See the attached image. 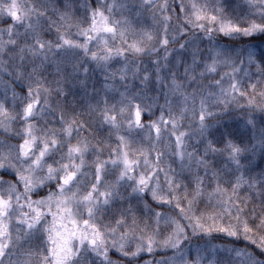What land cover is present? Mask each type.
Masks as SVG:
<instances>
[{"label":"snow or ice","instance_id":"6c2138e0","mask_svg":"<svg viewBox=\"0 0 264 264\" xmlns=\"http://www.w3.org/2000/svg\"><path fill=\"white\" fill-rule=\"evenodd\" d=\"M0 264H264V0H0Z\"/></svg>","mask_w":264,"mask_h":264}]
</instances>
